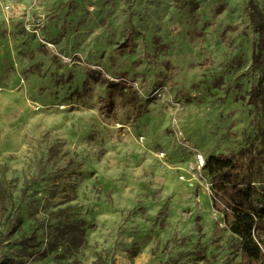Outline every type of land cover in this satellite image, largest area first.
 Returning <instances> with one entry per match:
<instances>
[{
	"label": "rangeland",
	"instance_id": "obj_1",
	"mask_svg": "<svg viewBox=\"0 0 264 264\" xmlns=\"http://www.w3.org/2000/svg\"><path fill=\"white\" fill-rule=\"evenodd\" d=\"M250 1L0 0V264L240 262L201 171L243 160L264 219Z\"/></svg>",
	"mask_w": 264,
	"mask_h": 264
},
{
	"label": "trees",
	"instance_id": "obj_2",
	"mask_svg": "<svg viewBox=\"0 0 264 264\" xmlns=\"http://www.w3.org/2000/svg\"><path fill=\"white\" fill-rule=\"evenodd\" d=\"M248 11L257 37L255 62H264V15L252 1ZM201 172L210 183L213 208L240 240L238 264H264V240L258 237L264 229V219L257 213L256 188L245 162L231 156L211 155L205 159ZM7 200L6 191L0 188V215L7 208Z\"/></svg>",
	"mask_w": 264,
	"mask_h": 264
},
{
	"label": "built area",
	"instance_id": "obj_3",
	"mask_svg": "<svg viewBox=\"0 0 264 264\" xmlns=\"http://www.w3.org/2000/svg\"><path fill=\"white\" fill-rule=\"evenodd\" d=\"M169 102L171 103L172 106L177 107V104H174L172 101H169ZM198 158H199V160H200L199 162H200L201 164H203L204 161L201 159V157L199 156Z\"/></svg>",
	"mask_w": 264,
	"mask_h": 264
}]
</instances>
